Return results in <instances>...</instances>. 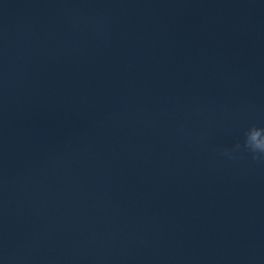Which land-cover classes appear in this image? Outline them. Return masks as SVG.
Listing matches in <instances>:
<instances>
[{"label":"water","instance_id":"obj_1","mask_svg":"<svg viewBox=\"0 0 264 264\" xmlns=\"http://www.w3.org/2000/svg\"><path fill=\"white\" fill-rule=\"evenodd\" d=\"M264 0H0V264H264Z\"/></svg>","mask_w":264,"mask_h":264},{"label":"clouds","instance_id":"obj_2","mask_svg":"<svg viewBox=\"0 0 264 264\" xmlns=\"http://www.w3.org/2000/svg\"><path fill=\"white\" fill-rule=\"evenodd\" d=\"M239 150L248 152L254 159H264V142H260L251 137H241L231 149L225 150L224 154L231 156Z\"/></svg>","mask_w":264,"mask_h":264}]
</instances>
